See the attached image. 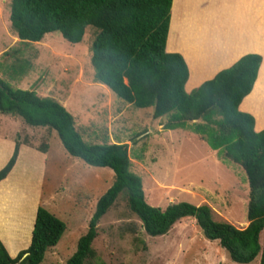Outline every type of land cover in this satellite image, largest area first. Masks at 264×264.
<instances>
[{
	"label": "trees",
	"instance_id": "trees-1",
	"mask_svg": "<svg viewBox=\"0 0 264 264\" xmlns=\"http://www.w3.org/2000/svg\"><path fill=\"white\" fill-rule=\"evenodd\" d=\"M172 0H10V27L23 43H38L59 31L71 43L82 40L87 27L97 30L90 61L94 81L110 88L138 109L153 108V119L165 116V130L187 128L204 138L220 160L241 167L247 184L244 227L212 217L208 204L187 201L152 207L145 200L142 179L130 169L129 148L122 142L86 143L74 116L58 100L34 90L13 88L0 76V113L19 117L26 125L56 131L68 154L91 166L109 167L114 181L97 199L88 227L65 264H106L92 246L98 223L124 191L127 205L151 237L166 235L192 217L202 235L216 240L234 263L264 264V130L253 129V116L238 109L249 93L261 58L240 56L229 67L187 92L188 66L180 53H167ZM25 71L20 68V73ZM20 143L0 169V181L18 159ZM46 146L39 148L45 152ZM66 224L39 205L30 246L12 258L0 240V264H40L60 240ZM95 260V261H94Z\"/></svg>",
	"mask_w": 264,
	"mask_h": 264
},
{
	"label": "rangeland",
	"instance_id": "rangeland-1",
	"mask_svg": "<svg viewBox=\"0 0 264 264\" xmlns=\"http://www.w3.org/2000/svg\"><path fill=\"white\" fill-rule=\"evenodd\" d=\"M9 14L10 0H0V76L13 88L34 90L62 103L86 143H126L130 169L142 179L145 200L152 207L164 209L183 201L208 204L214 220L236 227L247 224V184L239 165L220 160L201 135L183 127L165 130L168 116L153 119V108L138 109L94 81L90 61L94 27H87L78 43L67 41L59 31L38 43H23L10 27ZM0 136L36 150L46 146L49 154L39 205L64 221L66 228L40 264H65L87 230L97 199L113 183V170L68 154L56 131L26 125L19 117L0 114ZM8 150V139L0 140V154ZM28 177L31 181L35 177L30 168ZM30 211L27 206V214ZM8 244L11 247L9 238ZM92 246L95 260L106 264H239L216 240L205 238L192 217L166 235L148 236L129 209L124 191L99 220Z\"/></svg>",
	"mask_w": 264,
	"mask_h": 264
},
{
	"label": "crops",
	"instance_id": "crops-1",
	"mask_svg": "<svg viewBox=\"0 0 264 264\" xmlns=\"http://www.w3.org/2000/svg\"><path fill=\"white\" fill-rule=\"evenodd\" d=\"M169 23L165 49L183 56L189 73L187 92L244 54L255 53L261 58L251 90L238 109L253 116L254 131L264 130V0H172ZM6 139L10 150L0 154V169L12 155L11 137L0 136V140ZM24 154L28 155L27 166L23 163ZM48 154L47 149L39 152L21 143L16 164L0 181V240L12 258L30 246L36 211L43 197ZM29 168L35 176L32 181Z\"/></svg>",
	"mask_w": 264,
	"mask_h": 264
}]
</instances>
